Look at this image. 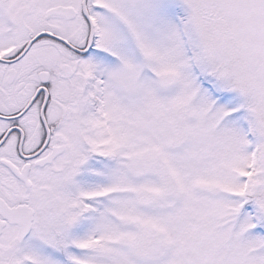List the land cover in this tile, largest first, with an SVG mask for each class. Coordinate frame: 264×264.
<instances>
[{
	"label": "snow or ice",
	"instance_id": "obj_1",
	"mask_svg": "<svg viewBox=\"0 0 264 264\" xmlns=\"http://www.w3.org/2000/svg\"><path fill=\"white\" fill-rule=\"evenodd\" d=\"M0 264H264V0H0Z\"/></svg>",
	"mask_w": 264,
	"mask_h": 264
}]
</instances>
